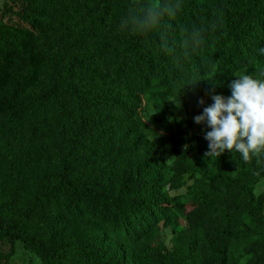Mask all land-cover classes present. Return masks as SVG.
Returning a JSON list of instances; mask_svg holds the SVG:
<instances>
[{
    "label": "trees",
    "instance_id": "trees-1",
    "mask_svg": "<svg viewBox=\"0 0 264 264\" xmlns=\"http://www.w3.org/2000/svg\"><path fill=\"white\" fill-rule=\"evenodd\" d=\"M10 1L29 29L0 21V260L18 240L41 264H264V154L210 168L189 120L165 154L136 124L141 98L203 112L264 70V0H157L155 23L146 0Z\"/></svg>",
    "mask_w": 264,
    "mask_h": 264
},
{
    "label": "clouds",
    "instance_id": "clouds-1",
    "mask_svg": "<svg viewBox=\"0 0 264 264\" xmlns=\"http://www.w3.org/2000/svg\"><path fill=\"white\" fill-rule=\"evenodd\" d=\"M168 11L160 7L150 9L148 19L158 22ZM259 51L264 55V48ZM233 77L228 85L230 96L213 95V103L194 117V123L210 129L204 135L208 142L205 157L217 159L227 151L239 153L247 162L264 154V70L259 75L242 71ZM198 103L203 105L204 100ZM187 147L184 145L185 150Z\"/></svg>",
    "mask_w": 264,
    "mask_h": 264
},
{
    "label": "rangeland",
    "instance_id": "rangeland-1",
    "mask_svg": "<svg viewBox=\"0 0 264 264\" xmlns=\"http://www.w3.org/2000/svg\"><path fill=\"white\" fill-rule=\"evenodd\" d=\"M134 1V0H130ZM157 0H146L147 8H156ZM18 5H11L10 0H0V21L6 24H12L19 28L29 29V27L17 16ZM262 70L257 63H253L251 67H246L241 69L235 75H238L242 71H247L253 74L255 71ZM259 75V74H254ZM234 79V77H233ZM232 79V80H233ZM228 81V85L232 82ZM193 97L196 96V92L189 93ZM214 95H222L216 93ZM140 104L137 107L138 121H136L137 127L141 130L143 140L150 143L153 147L157 148L161 154H165L168 151L169 143L171 138L174 136V124L179 120H189L192 125V132L198 136L203 137L205 132L210 130L204 125H197L194 123V117L202 114V112H197L196 110L186 111L181 104L175 103L169 100L170 107L166 113L162 111L160 107L153 103H146L143 98L140 100ZM212 158L209 160V167H212ZM173 158L168 157L165 159V164L169 169L172 165ZM170 176L169 170L166 171L165 178ZM185 185L190 184V178L187 175L184 176ZM165 191V188H163ZM184 187L177 190L166 191L168 196H178L183 197ZM264 192V178L259 179L253 188V194L257 195ZM159 229L156 234L154 243H162L167 249L170 248V239L172 237V232L169 227H162L160 223L158 224ZM13 253L9 256L8 261L5 264H41L39 258L31 253L23 244L16 240L13 245ZM9 251V243L2 241L0 242V255H4ZM0 264H4L0 260Z\"/></svg>",
    "mask_w": 264,
    "mask_h": 264
}]
</instances>
